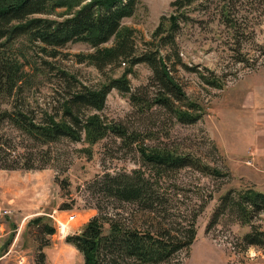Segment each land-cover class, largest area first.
<instances>
[{"label": "rangeland", "instance_id": "1", "mask_svg": "<svg viewBox=\"0 0 264 264\" xmlns=\"http://www.w3.org/2000/svg\"><path fill=\"white\" fill-rule=\"evenodd\" d=\"M173 1L136 0L134 13L121 25L134 31L141 53L146 45L157 43L153 34L160 18L180 14L176 48L164 47L160 55L171 56L167 64L171 74L185 96L199 105L201 118L192 125L171 124L168 113L157 108L153 114L143 116L130 106L128 95L114 89L107 95L104 109L97 113L106 120L122 123L130 131L152 129L156 136L148 142L151 145L191 153L225 176L183 169L164 184L167 193L163 214H142L130 204L111 210L116 204L91 182L104 173L137 169V154L121 149L111 136L91 147L87 142L67 140L44 146L42 149L50 153L45 168L0 170V264H38L40 252L44 253V264H83V256L65 238L80 234L98 214L97 206L104 212L120 213L126 226L146 229L152 225L179 238L193 224L195 237L188 251L176 254L167 264L248 262L249 245L244 236L256 229L264 233V209L242 218L234 204L239 192L264 194V0L232 2L231 27L223 22L224 6L218 0H196L177 13L171 6ZM112 44L113 39L103 47ZM92 51L85 43L67 44L56 58H48L27 49L37 71L29 69L35 78L21 99L33 106L36 120L41 119L42 110L57 106L64 83L62 73L73 78V87L96 89L106 83V76L119 78L127 69L121 66L99 73L86 62H76V55ZM175 53L180 64L171 66ZM150 77L149 67L138 64L130 68L126 78L131 91H135ZM206 79H216L217 87L206 84ZM165 129L167 137L163 136ZM0 136L16 142L23 139L7 124L2 126ZM34 146L23 141L19 149L31 147L34 151ZM227 195V200H223ZM67 206L69 209L64 210ZM71 216L74 220L69 221ZM38 218L54 228L52 236L38 231L34 222ZM108 232L105 224L103 233ZM45 243L48 244L41 251L37 250L39 244ZM255 252L258 258H264V245L256 247Z\"/></svg>", "mask_w": 264, "mask_h": 264}, {"label": "trees", "instance_id": "2", "mask_svg": "<svg viewBox=\"0 0 264 264\" xmlns=\"http://www.w3.org/2000/svg\"><path fill=\"white\" fill-rule=\"evenodd\" d=\"M195 1L175 0L171 6L177 13ZM218 1L224 6L223 22L231 27L229 6L240 0ZM135 5L136 0H0V132L7 124L23 138L16 142L0 136V170H40L50 162V153L48 149H42L44 146L67 140L71 143L87 142L91 147L111 136L119 142L121 149L138 155L139 167L128 173L97 175L91 183L116 204L111 210L120 209L121 204H130L146 215L164 213L162 208L167 193L164 184L183 169L225 176L191 153L166 145H151L148 142L155 140L156 136L152 129L130 131L122 123L106 120L97 113L104 109L106 97L114 89L128 95L130 106L143 116L153 114L157 108L168 113L169 123L184 125L195 124L202 116L199 105L185 96L172 76V69L167 65L171 56L160 55L164 47L176 48L175 34L180 14L169 19L161 17L153 34L157 43L151 42L138 53L134 31L121 25L123 19L132 16ZM59 10L65 11L57 14ZM111 39L113 44L103 47ZM75 43H85L93 49L86 55H76L78 64L86 62L99 73L121 66H127V69L119 78L106 76V83L96 89L80 85L73 87V78L62 73L64 83L57 106L42 110L41 119L36 120L33 106L26 103L25 98L24 102L21 99L35 78L30 70L37 71L27 49L56 58L60 49ZM174 58L175 63L171 66L179 65L177 53ZM138 64H146L151 77L144 86L131 91L126 77L130 68ZM206 84L217 87L216 79H206ZM167 131L165 129L163 136H168ZM23 141L34 143V151L31 147L20 150ZM227 198L228 195L223 200ZM235 202L233 204L238 206L242 218H248L264 209V194L239 192ZM96 210L98 214L88 221L80 234L65 238V242L83 256V264H167L176 254L188 251L195 237L193 224L179 238L152 225L146 229L126 226L117 211L104 212L98 206ZM34 222L41 234L52 236L55 233L53 227L42 222V218ZM105 224L109 227L107 234L103 233ZM244 240L247 245L263 246L264 233L256 229L246 234ZM47 244H39L37 250L41 251ZM38 260V264H44V253H39Z\"/></svg>", "mask_w": 264, "mask_h": 264}, {"label": "built area", "instance_id": "3", "mask_svg": "<svg viewBox=\"0 0 264 264\" xmlns=\"http://www.w3.org/2000/svg\"><path fill=\"white\" fill-rule=\"evenodd\" d=\"M74 220V216L69 218V221ZM62 227V224H61ZM246 264H264V258H258L256 255L255 257H249L248 262Z\"/></svg>", "mask_w": 264, "mask_h": 264}, {"label": "clouds", "instance_id": "4", "mask_svg": "<svg viewBox=\"0 0 264 264\" xmlns=\"http://www.w3.org/2000/svg\"><path fill=\"white\" fill-rule=\"evenodd\" d=\"M258 247L257 245H249V255L251 257H255L256 252H255V248Z\"/></svg>", "mask_w": 264, "mask_h": 264}]
</instances>
